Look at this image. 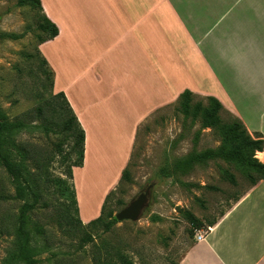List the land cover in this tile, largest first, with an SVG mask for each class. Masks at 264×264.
<instances>
[{"label": "crops", "instance_id": "obj_1", "mask_svg": "<svg viewBox=\"0 0 264 264\" xmlns=\"http://www.w3.org/2000/svg\"><path fill=\"white\" fill-rule=\"evenodd\" d=\"M249 1L40 0L57 35L38 52L52 71L53 94H63L84 132L81 165L72 167L83 224L99 216L119 182L138 126L185 90L215 98L264 141V5ZM107 153L119 160L93 206L90 179ZM255 158L264 164V150ZM87 205L93 214L83 217ZM178 264H264V180Z\"/></svg>", "mask_w": 264, "mask_h": 264}, {"label": "rangeland", "instance_id": "obj_2", "mask_svg": "<svg viewBox=\"0 0 264 264\" xmlns=\"http://www.w3.org/2000/svg\"><path fill=\"white\" fill-rule=\"evenodd\" d=\"M17 1L0 0V120L21 121L37 129L12 137L0 147V154L23 165L41 195L31 213L42 228L30 243L35 264H178L197 242L196 235L207 233L257 174L215 156L222 138L210 128L203 129L198 119L184 118L177 111V98L153 110L138 126L123 174L104 204V221H108V215L114 217L150 186L138 220L116 221L108 231L102 225H80L68 197L72 179L67 174L79 164L80 146L74 149L63 129L70 114L65 102L51 93L50 70L38 52L49 33L38 29L44 24L41 13L16 6ZM256 3L264 5V0ZM207 98L193 94L191 105H207ZM219 115L223 123L233 120L225 109ZM207 152L199 162L175 170L178 159ZM106 155L108 162L101 163L90 179L93 206L112 176V160H119L115 154ZM20 206L0 161V264H23L7 263L17 251L14 228ZM92 214L90 205L83 208V217Z\"/></svg>", "mask_w": 264, "mask_h": 264}, {"label": "trees", "instance_id": "obj_3", "mask_svg": "<svg viewBox=\"0 0 264 264\" xmlns=\"http://www.w3.org/2000/svg\"><path fill=\"white\" fill-rule=\"evenodd\" d=\"M16 6L36 8L41 13L44 24L40 23L38 25V29L42 32L49 33L48 36L42 40V42L52 39L57 35L56 27L52 23H50L42 14L40 0H18ZM2 36L3 35L0 34V37ZM7 36L11 39L19 38V36L13 34H8ZM42 60L43 63L47 66L45 60L43 58ZM50 74L51 93L53 94V74L51 70ZM53 95L56 97H60L65 102L66 108L70 114V117L68 121L65 122L63 129L69 132V137H71V139L73 140V148L76 149L78 145L80 146L79 164L75 165L80 166L83 158L84 132L78 124L76 117L74 116L63 94L58 93ZM192 98L193 93L188 90L183 91L178 97L177 111L181 113L184 118L191 117L195 120L198 119L200 121V126L203 129L210 128L216 131L217 134H219V136L222 138L221 140L223 142V145L214 153L215 156L220 157L225 161L238 163L250 172H255L257 174V178H251L250 185L255 184L258 180H264V164L260 163L255 158L256 152H261L264 150V141L261 136L259 134L250 135L237 118L233 117L231 123H223L219 114L222 110H224V108L221 103L215 98L208 97L207 105H203L201 102H197L191 105ZM28 128L29 127H26V125L21 121L8 123L5 120H0V147H2V145L4 144L9 143L12 137H15L23 130L27 131ZM34 129H37V127L29 128L30 131ZM209 154L210 153L207 152L198 156H187L178 159L175 163L176 167L174 168L175 170L176 168L179 170H184L187 167L195 164L196 162L204 159ZM0 161L4 170L10 176L11 183L14 188V198L21 202V206L16 218V226L14 228V234L17 239V251L7 259V263L12 262L35 264L37 260L34 257V249L30 247V243L32 241L33 235L37 236L42 233V228L38 222L32 219L31 213L39 204L41 196L39 193V189H37V186L33 183V181L29 180L31 175L25 172L23 165L11 162L8 158V155L6 154H0ZM67 174L72 179L71 167L68 170ZM68 197L71 200V206L76 216L75 220L82 226H85L87 228H94L97 225H102L104 227V230L108 231L111 226L117 221L115 219V216L111 217V215H108L110 220L104 221V204L107 200L108 195L103 202L99 216L89 221L87 224H83L78 216L75 191L72 183L71 186L68 187ZM215 223H213L212 225H214Z\"/></svg>", "mask_w": 264, "mask_h": 264}, {"label": "water", "instance_id": "obj_4", "mask_svg": "<svg viewBox=\"0 0 264 264\" xmlns=\"http://www.w3.org/2000/svg\"><path fill=\"white\" fill-rule=\"evenodd\" d=\"M150 186L144 192L140 193L133 201H131L125 208L115 214V219L121 221H136L140 217L143 209L148 202Z\"/></svg>", "mask_w": 264, "mask_h": 264}, {"label": "built area", "instance_id": "obj_5", "mask_svg": "<svg viewBox=\"0 0 264 264\" xmlns=\"http://www.w3.org/2000/svg\"><path fill=\"white\" fill-rule=\"evenodd\" d=\"M208 231H209V228H208ZM206 234L207 233H199V234H197L196 237H195L196 241H198V242L201 241L203 238H205Z\"/></svg>", "mask_w": 264, "mask_h": 264}]
</instances>
